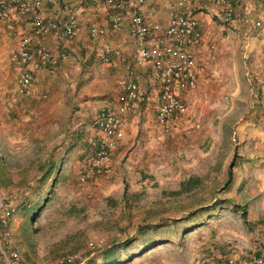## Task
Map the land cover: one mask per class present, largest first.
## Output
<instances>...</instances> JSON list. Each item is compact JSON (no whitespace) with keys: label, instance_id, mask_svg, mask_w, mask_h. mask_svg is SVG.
Here are the masks:
<instances>
[{"label":"rangeland","instance_id":"374dc122","mask_svg":"<svg viewBox=\"0 0 264 264\" xmlns=\"http://www.w3.org/2000/svg\"><path fill=\"white\" fill-rule=\"evenodd\" d=\"M244 37L264 41V29ZM249 53L236 52L234 100H225L239 124L221 123L213 106L215 119L196 125L205 111L196 102L174 130L155 128L149 148L141 140L143 150L112 154L109 170L85 181L95 135H71L66 122L62 135H0V188L17 207L12 237L24 262L216 264L264 250V171L251 172L264 168V57Z\"/></svg>","mask_w":264,"mask_h":264},{"label":"crops","instance_id":"0c3cea01","mask_svg":"<svg viewBox=\"0 0 264 264\" xmlns=\"http://www.w3.org/2000/svg\"><path fill=\"white\" fill-rule=\"evenodd\" d=\"M241 3L247 4L248 0ZM191 4L203 31V37L189 47L196 58L199 81L194 89L188 92L181 88L180 93L187 105L198 102L201 109H205L200 111L203 116H197L196 125L205 126L215 119H211L209 113L213 106L219 111L215 115H219L221 123L239 124V113L233 109L234 105L230 107L225 101L234 100L226 93L235 83L232 71L236 65L235 54L243 45L250 56L264 57L260 53H264V41L237 37L219 26L213 16L221 9L218 5L206 0H191ZM140 7L150 31L147 43L152 45L164 36L172 15L181 10V3L180 0H144ZM70 9L76 13L77 27L74 36L67 38L62 31ZM236 10H240L239 7L236 6ZM39 11L52 15L58 28L46 35H37L36 25L29 19L0 26V135H62L66 122L68 128L72 126L71 135L97 136L98 113L103 108H110L123 121V137L112 153L113 159L127 152L134 154L143 150L141 140L146 141L144 145L149 148L155 142L154 129L159 126L146 103L141 105L138 114L126 110L125 83L134 80L144 90L159 84L153 80L150 65L133 59L136 42L129 34L127 14L109 6L105 0H58L54 4L43 1ZM117 18L120 23L115 27ZM92 27L101 28L104 33L93 36L90 33ZM22 37L31 40L30 48L34 54L38 47L65 53L57 64L42 65L33 72L31 94L24 93L19 86L22 68L13 61ZM113 49H119L120 55H115ZM225 107L230 110L225 112ZM89 149L83 159L92 152L90 145ZM260 152L253 149L252 154ZM235 165H232L233 175L239 168ZM255 165L251 170L254 177L264 171ZM261 226L264 234V221Z\"/></svg>","mask_w":264,"mask_h":264},{"label":"built area","instance_id":"2783aa9c","mask_svg":"<svg viewBox=\"0 0 264 264\" xmlns=\"http://www.w3.org/2000/svg\"><path fill=\"white\" fill-rule=\"evenodd\" d=\"M56 3L58 0H0V26L2 23H22L31 20L36 25L37 35H46L58 25L52 15L42 14L41 2ZM106 3L120 11H124L129 18V34L135 40L133 59L140 64L150 65L153 69V80L159 86H152L148 90L141 89L134 80L125 83L128 105L126 110L133 114L140 112L141 105L146 103L153 111L158 126L164 132L175 128V121L189 113V107L184 101L180 89L186 91L196 87L199 74L196 58L189 47L203 37L200 21L193 12L191 0H180L181 10L172 15L165 29L163 37L157 38L152 45H148L147 37L150 33L143 14L140 12L144 0L129 2L128 0H105ZM218 5L221 9L213 14L218 25L236 32L240 36H252L264 29V0H206ZM237 5H234L232 3ZM236 6L240 10H236ZM117 18L114 26L118 27ZM77 27L76 13L67 11L63 34L72 38ZM90 33L100 35L104 30L92 27ZM31 40L22 37L18 41L17 53L13 61L22 68L18 77V84L22 91L31 94L33 72L42 65H55L65 56L63 51L54 53L44 47H38L35 54L30 48ZM115 55H120L119 49H113ZM99 135L89 139L92 152L82 160L83 170L80 176L85 181L96 172L108 171L111 167V156L123 137V121L110 108L99 111L96 119ZM17 215V207L7 191L0 188V264H26L15 246L12 237V226ZM72 262L69 257L58 264ZM216 264H264V250H257L255 254L240 257L229 252Z\"/></svg>","mask_w":264,"mask_h":264},{"label":"trees","instance_id":"16d2710c","mask_svg":"<svg viewBox=\"0 0 264 264\" xmlns=\"http://www.w3.org/2000/svg\"><path fill=\"white\" fill-rule=\"evenodd\" d=\"M232 166V165H231ZM228 174L230 175L231 174V170H229Z\"/></svg>","mask_w":264,"mask_h":264}]
</instances>
